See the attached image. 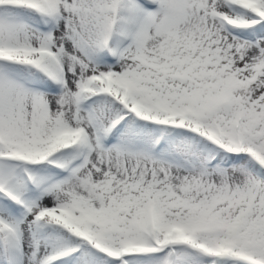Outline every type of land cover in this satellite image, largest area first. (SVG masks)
<instances>
[{
  "label": "snow or ice",
  "instance_id": "6c2138e0",
  "mask_svg": "<svg viewBox=\"0 0 264 264\" xmlns=\"http://www.w3.org/2000/svg\"><path fill=\"white\" fill-rule=\"evenodd\" d=\"M0 264H264V0H0Z\"/></svg>",
  "mask_w": 264,
  "mask_h": 264
}]
</instances>
